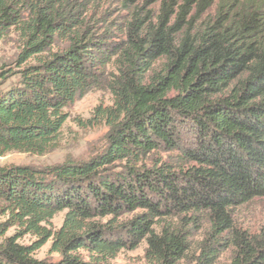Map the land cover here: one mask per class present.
<instances>
[{
  "label": "trees",
  "instance_id": "1",
  "mask_svg": "<svg viewBox=\"0 0 264 264\" xmlns=\"http://www.w3.org/2000/svg\"><path fill=\"white\" fill-rule=\"evenodd\" d=\"M110 7L0 0V41L13 31L21 43L18 81L0 91V156L49 151L70 103L93 89L112 97L93 110L107 126L93 158L0 165V237L19 229L0 264H106L141 242L145 264H178L192 247L195 264H264V224L235 221L264 200V0ZM157 150L174 155L147 162ZM23 233L36 240L19 243ZM49 238L56 261L34 256Z\"/></svg>",
  "mask_w": 264,
  "mask_h": 264
},
{
  "label": "rangeland",
  "instance_id": "2",
  "mask_svg": "<svg viewBox=\"0 0 264 264\" xmlns=\"http://www.w3.org/2000/svg\"><path fill=\"white\" fill-rule=\"evenodd\" d=\"M118 1L119 0H108L112 11L118 8ZM105 8H107V6H102V9ZM20 50V40L13 31L0 41V91L16 84L18 81L19 74L16 60ZM111 103L112 97L107 90L93 89L89 91L85 95L75 99L65 108L68 117L60 131L57 144L52 149L43 154L12 150L0 156V165L44 167L61 163L66 159L85 161L93 158L107 146V126L103 122L94 123L92 118L93 110L97 105L106 106ZM173 155L174 152L157 150L149 154L146 161L151 162L156 159H166L173 157ZM113 164L116 166L121 165L119 162ZM63 215L64 212L57 213L48 227L52 230L59 228ZM4 219V216H0V221ZM235 221L236 225L240 228L246 229L249 232H257L264 224V200L256 198L238 207L235 210ZM18 230L16 225L10 226L0 237V242L5 237L15 234ZM197 237L198 235H196L194 239ZM35 240L36 236L23 233L19 237L18 242L21 244H30ZM145 247L146 243L141 242L139 246L134 249L122 250L115 257L109 259L106 264H145ZM50 248L51 238L35 251L34 256L38 259L58 260L60 255L57 252L51 251ZM196 254V248H190L187 255L181 259L178 264H195ZM228 256L229 250H226L222 253L219 261L221 263L226 262Z\"/></svg>",
  "mask_w": 264,
  "mask_h": 264
}]
</instances>
